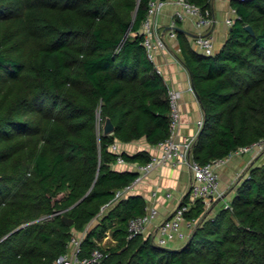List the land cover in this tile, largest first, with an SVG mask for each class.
<instances>
[{
	"label": "trees",
	"instance_id": "obj_1",
	"mask_svg": "<svg viewBox=\"0 0 264 264\" xmlns=\"http://www.w3.org/2000/svg\"><path fill=\"white\" fill-rule=\"evenodd\" d=\"M189 1L211 8V0ZM148 2L0 0V264L50 263L72 228L85 230L82 255L111 230L117 241L101 247L100 264H264V163L226 201L190 203L185 216L198 222L176 247L143 233L126 238L128 220L145 211L139 195L98 214L137 175L113 168L117 155L150 160L147 150L111 144L145 137L156 145L169 135L166 80L140 33ZM231 5L237 17L212 54L175 29L203 109L191 146L202 164L264 137V0ZM106 117L114 125L107 134Z\"/></svg>",
	"mask_w": 264,
	"mask_h": 264
},
{
	"label": "built area",
	"instance_id": "obj_2",
	"mask_svg": "<svg viewBox=\"0 0 264 264\" xmlns=\"http://www.w3.org/2000/svg\"><path fill=\"white\" fill-rule=\"evenodd\" d=\"M168 3L178 5L171 28L168 31L170 37L176 36L174 28L176 22L186 16L192 17L198 28L207 29L213 24L214 16L211 8H202L200 5L190 2L189 0H149L147 12L140 27V33L143 36V44L147 54L153 61L155 50H161L166 47V41L159 30L156 17ZM227 23L232 24L233 19H227ZM193 42L195 47L203 54L208 55L215 51L214 39L209 33L201 31L195 34ZM156 69L161 73L158 66ZM167 88L170 104L169 135L155 145L157 151L150 155V160L148 162L137 166L138 172L134 180L123 188L117 189L113 198L101 207L102 209L111 201L120 199L126 188L141 180L143 176L156 166H187L191 172L188 200L178 204L171 215L159 222L155 228L153 240L162 246H167L174 240H186L190 230L197 224L198 219H189L185 216V212L188 210L190 203L200 198L205 203L206 207H208L212 202L218 200L220 196L225 195V192L221 189L219 179V169L223 164L234 155L255 153L264 149L263 137L251 144L238 146L224 157L215 158L205 164L198 162L191 156V146L195 136H179V126L181 123L179 100L181 91L169 85H167ZM201 124L202 118L197 121L198 128ZM111 148L117 151L118 143H112ZM116 162H124V158L121 154L117 155ZM225 207H228V203L225 204ZM158 213V208L155 205H150L145 209L144 213L131 217L127 224L128 232L126 238L130 239L139 233H143L146 226L158 215ZM83 233L84 232L81 233L77 230H72L71 237L66 245V251L47 264H100L104 253L98 243L88 254H81V242L84 237Z\"/></svg>",
	"mask_w": 264,
	"mask_h": 264
},
{
	"label": "crops",
	"instance_id": "obj_3",
	"mask_svg": "<svg viewBox=\"0 0 264 264\" xmlns=\"http://www.w3.org/2000/svg\"><path fill=\"white\" fill-rule=\"evenodd\" d=\"M177 9L178 5L168 3L156 17L159 30L166 41V47L161 50H155L153 59L160 68L166 80V84L181 91L179 100L181 110L179 136H195L199 130L197 121L203 117V109L192 87L189 70L178 58L180 55L179 39L177 35L175 37H170L168 35ZM211 10L213 11L214 20L213 24L207 29L198 28L193 18L190 16H186L176 24V26L181 28L180 31L184 33V37L190 42L191 47L199 53H201L200 50L195 47L193 42L195 34L201 31L211 34L214 39L215 49L217 50L225 42L229 30L231 29V24L227 23V19L234 20L237 17V13L231 5V0H211ZM117 143L118 150L128 154H134L140 150H147L151 155L157 151L155 145L149 144L145 137ZM250 156V153L234 155L220 167V185L222 184V186H224V192L228 196L227 198L234 194L235 184L238 181L236 175L247 163L251 164L250 167L264 163V154L261 157L258 156L256 161L250 159ZM139 164L140 163L136 161L124 159V162L121 163L115 161L113 163V168L138 172L137 166ZM190 180L191 172L187 166L182 165L176 167L172 165H162L154 167L143 176L141 180L130 185V187L123 191L121 198L129 195H139L144 200L145 209L150 205H155L158 208V215L149 222L143 235H151L153 238L156 225L170 216L174 208L182 203L186 195H189ZM118 200H113L108 203L98 214L106 213L117 204ZM72 230L76 229L72 228ZM77 231L85 233V230ZM106 234H109V232L107 231L105 235ZM100 239H96V243H98L97 241ZM112 240L114 243L117 241L114 236ZM182 242L181 240H174L168 246L176 247Z\"/></svg>",
	"mask_w": 264,
	"mask_h": 264
},
{
	"label": "rangeland",
	"instance_id": "obj_4",
	"mask_svg": "<svg viewBox=\"0 0 264 264\" xmlns=\"http://www.w3.org/2000/svg\"><path fill=\"white\" fill-rule=\"evenodd\" d=\"M251 154V158L250 159H253V160H257V158H258V156H262L263 154H264V149L263 150H261V151H259V152H255V153H250ZM249 158V157H248ZM259 162V161H258ZM251 166V164L250 163H247L245 166H244V168L236 175L237 176V179L238 180H240V179H242V178H244V177H246L247 176V172H248V169H249V167ZM221 189H222V191H225L224 190V186H222V184H221ZM228 196L225 194V195H223V196H220L219 198H218V202H223L224 200H226V198H227ZM108 232H109V234H106V235H104L103 237H101V239L100 240H98V243H99V245L101 246V247H103V248H105V247H110V246H112V245H114V244H116V242L114 243L113 242V240H112V237H113V233L111 232V230L109 229L108 230Z\"/></svg>",
	"mask_w": 264,
	"mask_h": 264
},
{
	"label": "water",
	"instance_id": "obj_5",
	"mask_svg": "<svg viewBox=\"0 0 264 264\" xmlns=\"http://www.w3.org/2000/svg\"><path fill=\"white\" fill-rule=\"evenodd\" d=\"M175 29L181 30L180 27L178 26H174ZM245 29L248 30L250 33H253V29L251 27V25L246 24L245 25ZM102 130L103 133H110L114 130V125L113 122L111 121V119L109 117H106L103 124H102ZM62 220L67 224V225H71L73 223V218L69 217V216H65L62 215ZM100 219L99 217L95 216L93 217L88 224L86 225V230L87 231H91V229L96 226L99 223Z\"/></svg>",
	"mask_w": 264,
	"mask_h": 264
}]
</instances>
